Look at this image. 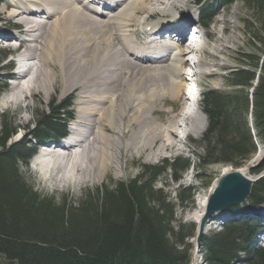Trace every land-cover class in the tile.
Listing matches in <instances>:
<instances>
[{"label": "trees", "instance_id": "16d2710c", "mask_svg": "<svg viewBox=\"0 0 264 264\" xmlns=\"http://www.w3.org/2000/svg\"><path fill=\"white\" fill-rule=\"evenodd\" d=\"M238 3L250 14L243 25L251 52L240 54V66L224 77L230 91H202L207 128L193 142L198 168L241 167L264 145V0H215L205 6L198 1V18L208 29L219 14L217 5ZM69 105L63 101L49 114L37 115L31 136L42 142L63 135ZM8 121L0 116V264H192L195 244L190 240L196 238L197 226H175L176 206L166 189L156 186L161 177H168L164 184L180 182L192 168L190 159L144 165L134 179L86 192L74 207L66 197L34 192L21 173V164H28L34 150L26 140L10 144L16 130ZM253 172L264 173V158ZM186 191L183 211L195 207V189ZM247 203L231 210L235 218L222 229L203 236L205 264H264V247L253 242L262 227L249 218L264 205V175Z\"/></svg>", "mask_w": 264, "mask_h": 264}, {"label": "bare ground", "instance_id": "6f19581e", "mask_svg": "<svg viewBox=\"0 0 264 264\" xmlns=\"http://www.w3.org/2000/svg\"><path fill=\"white\" fill-rule=\"evenodd\" d=\"M164 1L5 0L9 15L16 18L22 34L28 37V42L22 41V44L27 43L29 49L22 56L30 59L33 65L22 74H11L15 82L4 102L18 105L37 93H42L47 101L56 93L62 97L73 93L78 95L75 121L78 131H73L74 135L67 144L53 142V145H59L58 151H54L53 145L49 147L48 159L42 164L47 182H65L76 187L101 179L110 167L121 174L126 167V152L138 146V136L141 135L145 138L163 134L165 148L184 145L187 136L194 135L198 139L206 131V117L198 100L192 97L199 86L185 77L190 68L185 70L188 60L183 57L198 53L190 46L185 47L189 37H185L183 27L191 21L178 26L148 22L144 28H149L147 36L154 35L148 48L138 46L141 43L137 36L129 37L132 26L137 22L136 15L153 11L166 14L182 0H167L169 3L165 8H158V5L165 4ZM117 10L120 11L114 15ZM40 12L46 14L47 21L37 20ZM169 32H174L177 37L166 38L164 34ZM159 39L162 40L157 41ZM125 54L151 65L138 68ZM193 66L196 71L201 68L195 61ZM125 72L129 76L123 79ZM183 78L189 97L176 118L163 129L157 128L152 121H144L145 113L154 111L155 101L165 95L172 99L181 95ZM59 79L61 90L57 86ZM147 100L151 101L149 105ZM129 122L139 124L138 130L127 131ZM144 123L155 126V131L149 134ZM156 138L148 140L154 144ZM262 157L263 152L260 151L256 161ZM239 172L245 176L244 171ZM224 173L231 174V168L225 169ZM249 179L255 181L256 176ZM208 199L196 200L197 209L191 219L198 226ZM230 217L227 211L217 214L205 227V232L213 221L220 223L226 220L220 223L222 227L232 220ZM260 238L261 235L256 237L258 241Z\"/></svg>", "mask_w": 264, "mask_h": 264}, {"label": "rangeland", "instance_id": "374dc122", "mask_svg": "<svg viewBox=\"0 0 264 264\" xmlns=\"http://www.w3.org/2000/svg\"><path fill=\"white\" fill-rule=\"evenodd\" d=\"M0 1H2V5L0 6V37H4V43L0 44V88H2V90L5 89L1 93V97L2 94H8L7 96H9L12 90V85L14 84V82H10L9 79L14 80L11 74L15 72V63L12 62V60H9V58H6V55L10 52L15 51L19 43L25 47V50L29 49V45L27 43L22 44V41H27L28 37L22 34V28H19L20 26L16 18H13L11 15H9L10 10L6 9L5 1ZM198 1H200L204 6L211 3L215 4V0H182L176 6H174L170 12L166 14H162L159 11H153L151 14H138L136 15L137 22H135L132 26L131 30L133 31H131L129 37L135 38L137 36L138 39H141L140 42L142 41V43L146 44H141L138 46L148 48L151 45V41H153L152 39L154 36H147V38L150 40H146L144 39V37H142V35L145 33L144 28H146L148 22H155L162 25H177L179 23H187L191 21L195 23L196 26H199L200 22L198 18ZM164 3L165 4L162 5L160 4V6L158 5V8H165L169 1L165 0ZM216 7L219 14L213 19L208 29H201L204 32V45L202 54H200L199 62V64L201 65V68L199 69L200 90L210 88L219 91H230V89L226 85L224 77L227 76L230 71L240 66V63L238 62V57L240 56V54H249L251 52V49L247 46L249 39L246 38L243 25V21L248 19L250 17V14L249 11L245 9V7L240 3L234 5L231 8H225L218 5ZM119 11L120 10L114 11V15H117L116 13H118ZM152 14L154 15L150 18ZM46 19V14H43L42 12L38 14L37 20L45 21ZM196 26L192 27L191 30H195ZM161 40L162 39H159L157 41ZM185 47H187V45ZM127 52L128 49H126V53ZM125 56L130 58V60L134 63V65L138 66V68L151 65L150 63H143L139 61L141 63L140 64L131 54H125ZM183 58L185 60H188L187 64H185L184 66L185 70H187L188 68L191 69L193 61H195L196 59V55L185 54ZM127 76H129V74L125 72L122 78L124 79ZM182 83L183 86L181 87V95L177 96L175 99H172L169 95H165L164 98L160 99L157 102L155 101L154 111L148 114L145 113L144 121H147L148 123L152 121L155 123L157 128L163 129L168 125L170 121L174 120L178 113H180V111L182 110L186 99L189 97L188 93H186L185 91L186 82L184 81V78ZM57 86L59 87V90H61L62 86L60 84V79ZM7 96L5 95L2 101V98H0V116H7L9 120V123L7 124L12 125V127L18 133L11 138V140L9 141L10 144L20 141L19 131L27 134L28 137V134L33 131V123L37 121L36 116L39 114H49L52 107L58 105L64 100L73 103L75 116H77V93H73L63 97L59 93H56L55 96L49 101L45 99L42 93H37L33 96H28L25 102L23 101L18 105L5 103L4 99ZM147 103V105H149L151 101L147 100ZM250 119L251 118L249 117V125ZM138 125L139 124L135 125L134 123L129 122L128 124H126L127 131L131 133L138 130ZM143 125L145 127L146 123H144ZM145 129L150 134L155 131V126L152 127V125H147ZM143 136L144 135L138 136L140 143L136 148L129 149L126 152V167L121 174H118L114 167H110L106 170L101 179L73 187L71 184L65 182H59L56 184L50 181L47 182L44 179L42 173V166L39 170V173H37L35 170L29 167V164L28 166H25L23 163L21 164V173L28 184L33 188L34 192H36L37 194H41L43 197L46 196L57 199L63 196L70 200L69 203L71 202L74 207H77L78 200L82 199L85 196L86 192H91L94 194L96 189L100 188L103 185L108 184L112 186V184L114 183L134 179L142 172V166L144 165L157 166L160 165L164 160L172 161L180 157L190 159L193 169L185 172L182 175L180 182L175 183L171 180H168L169 183L164 184L163 181L168 177H161L158 179V183L156 186L165 188L169 194L171 202L176 206V209L174 210L175 226L181 224L186 227L194 224L195 226H197V228H199L200 225L198 226L197 223H195L191 219L193 213L197 209V198H209L214 190L215 185L217 184V181L225 174L224 171L227 168H231V172L240 170L244 171V174L245 176L247 175V178L253 176L255 177L253 171L257 169L258 165L264 158V145H262L260 146L261 148L258 149V153L260 151L263 152V157L261 160L256 161V154L251 161L238 168L226 165L224 166L221 164L198 168L195 161L196 155L194 154L196 148L192 144V142L200 141L202 139V136L197 139L194 135H189L186 137L184 145H179L177 147L167 146L165 148L164 146L166 145V143L163 139V134H160L159 137L157 134L147 136L148 138H143ZM153 137H157L154 144L149 141ZM25 140L27 141L28 138ZM144 142L145 146L146 144H149V146H143ZM31 143L34 144L33 141H31ZM33 147L34 146H32V148ZM198 151L199 153L203 154L201 148ZM189 188H193L196 191V196L194 198L195 207L190 210L187 208L186 211H183V207L182 205H180L181 200L185 199L186 201H188L189 193L186 191V189ZM247 202L248 199L241 206V208L246 206V204H248ZM259 209V219L263 223L264 206L260 207ZM254 215L255 214H250L251 217L249 218L253 219ZM230 218L233 219L235 217L231 216ZM224 221L226 220H222L220 223H225ZM220 223L219 221H213V223L209 225L208 231L205 232V235H210L213 232L219 231L222 225ZM196 238L194 240H190V242L195 243L194 259L192 264H195L196 262L198 264H204V258L202 255H200V251L202 248L201 245L200 247H197Z\"/></svg>", "mask_w": 264, "mask_h": 264}, {"label": "water", "instance_id": "95a60500", "mask_svg": "<svg viewBox=\"0 0 264 264\" xmlns=\"http://www.w3.org/2000/svg\"><path fill=\"white\" fill-rule=\"evenodd\" d=\"M249 178L234 171L223 175L208 199L206 211L197 233V247H200L205 227L219 213L240 206L251 196L253 184Z\"/></svg>", "mask_w": 264, "mask_h": 264}]
</instances>
